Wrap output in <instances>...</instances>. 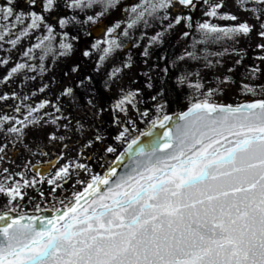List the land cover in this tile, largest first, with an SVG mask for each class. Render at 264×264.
<instances>
[{
  "label": "snow or ice",
  "instance_id": "1",
  "mask_svg": "<svg viewBox=\"0 0 264 264\" xmlns=\"http://www.w3.org/2000/svg\"><path fill=\"white\" fill-rule=\"evenodd\" d=\"M7 3L9 7L0 8V17L4 20L14 15L11 5L15 0H7ZM56 3L57 0H44L43 11L51 12ZM118 3L119 0H71L66 6L83 10L100 5L103 9L100 15H103ZM236 3L261 21L264 0H236ZM174 4L195 7L194 0H143L139 8L131 9L135 18L130 20L128 28L141 20L147 23L145 17L155 16L160 11L165 12L164 19H168L167 10ZM249 4L260 7L249 8ZM223 7V0L209 4L206 15L220 20L238 19L232 14H220ZM15 18L21 23L26 17L20 13ZM28 18L33 29L44 22V16L35 11ZM88 19L95 22L93 17ZM182 20L191 27L190 16H177L169 28L181 24ZM68 23L67 19L59 21L61 28ZM198 29L204 39L195 41L194 45L207 43L209 39L218 41L248 36L253 26L244 22L232 27H218L205 22L199 24ZM114 31L115 28L111 29L109 35ZM47 33L35 45L46 54L53 49L50 43L44 47L45 41L55 39L51 26L47 27ZM27 34V31L22 33ZM258 35L264 39V22L260 23ZM3 39L4 35L0 33V40ZM11 43L15 46L17 41ZM105 43L108 45L104 49L105 56L113 47H119L115 40ZM257 47L264 50V44ZM60 48L64 50L61 55H65L71 45L61 43ZM33 52L34 48H29L24 55L30 57ZM187 56L194 57L195 53H187ZM258 59L264 61V56ZM28 67L20 63L12 72ZM258 70L253 68L252 72ZM119 71L115 69L112 76ZM185 80L186 77L180 78L181 83ZM191 86L197 90L203 87L200 83ZM244 90L255 92L247 85ZM62 94L72 96L73 89L69 87ZM136 95V92L126 93L115 104V109L124 112L126 104L134 106ZM212 95L209 91L204 100L192 104L187 112L175 119L163 114L164 104L161 103L158 109L161 114L151 124L152 128L159 127L164 131L148 150L135 148L139 140L134 138L104 176L93 175L85 191L75 194L67 203L60 201L62 207L54 205L48 209L54 212L51 218L21 215L14 219L0 213V264H264V101L237 107L220 106L209 102ZM44 106L40 104L36 109H29V115ZM56 111L59 112V108ZM8 120L7 116L0 118V130L3 122ZM51 122L55 124L56 120ZM17 123L27 127L38 124L39 120L25 117ZM8 131L19 137L23 129L12 127ZM128 132L125 127L117 138L123 140ZM144 135L152 133L149 131ZM229 136L236 139L229 140ZM49 138L57 139L54 134ZM217 145L224 148V154ZM5 147L0 146V153ZM114 151L112 147L107 148L109 153ZM125 157L129 164L120 175L117 169ZM71 168L85 169L86 166L66 164L47 181L49 185L60 187L57 182L66 180ZM41 182L25 180L23 187ZM21 187L17 183L8 188L0 182V193L14 200L20 195Z\"/></svg>",
  "mask_w": 264,
  "mask_h": 264
},
{
  "label": "rangeland",
  "instance_id": "2",
  "mask_svg": "<svg viewBox=\"0 0 264 264\" xmlns=\"http://www.w3.org/2000/svg\"><path fill=\"white\" fill-rule=\"evenodd\" d=\"M20 1H30L32 5L38 3V0H35V4L33 0ZM57 1L51 14L63 10L79 14V26L69 30L72 31L70 37L54 41L51 45L53 51L40 56L27 58L20 52L8 49L3 53L7 63H0V118L9 117L8 121L3 122L4 133H0V146L6 145L3 154L0 153V182L8 188L17 183L22 185L20 195H23V199L17 195L12 200L0 193V212L8 209L37 211V207L40 210L52 209L54 205L62 207L60 201L67 203L85 189L91 177L98 176L115 153L145 126L143 121L149 123L161 114L158 111L161 103L164 104L165 114L205 99L207 93L212 91L213 95L208 98L210 101L236 105L251 100L248 96L251 92H245V85L253 88L258 98L264 99V61L258 59L264 56V50L257 47L264 44V39L258 35L260 23L264 22V12L260 13L261 21H257L251 11L238 7L236 0H223L224 7L219 10L220 14H232L238 19L220 20L206 15L209 4H215L218 0H207L203 14L193 16L191 27L183 20L181 24L169 28L177 16L188 17L186 13L173 11V5L167 10L168 19L156 14L145 17L147 23L141 20L128 28L130 20L135 18L131 9L139 8L143 0H137L135 4L131 3L132 0H119L115 8L103 15H100L103 11L100 5L81 10L67 7L71 0ZM247 7L260 6L249 4ZM88 17H93L95 22ZM122 18L126 20H118ZM103 21L107 24L105 30L98 37L92 36L90 27ZM205 22L218 27L247 22L253 26V31L248 36L239 35L234 39L218 41L209 39L207 43L194 45L195 41L204 39L199 36L198 25ZM113 28L130 34V46L125 48V44H122L113 47L112 52L105 56L104 49L108 47L105 42L115 40L112 33L109 35ZM186 32L191 39L184 41ZM61 43L71 45L65 55H61L64 51L60 48ZM85 52L89 55L86 56ZM190 52H194L195 56L188 57L187 53ZM206 53L207 59L204 58ZM182 56L185 59L181 60ZM11 60L16 63L26 60L29 67L17 73L10 69L7 71L5 66L11 64ZM238 60L240 63H237ZM96 66L99 69L97 80L91 78ZM32 68L37 69L33 71ZM253 68L259 70L253 73ZM115 69L120 71L113 77ZM181 77H186L183 83L180 82ZM97 81L103 84L107 82V87L100 88ZM197 83L203 86L200 90L191 86ZM81 85L86 86L87 96L75 95L71 101L73 110L69 112L67 107H62L63 99L69 96L62 93L69 87L78 90ZM129 92L138 93L134 106L126 104L124 112L115 109V104ZM38 102L45 106L29 115V109H34ZM173 106L177 107L171 109ZM17 109L26 116L20 118ZM144 112L148 115L143 116ZM25 117L28 120L35 117L39 123L27 127L17 123L25 120ZM54 119L55 124L51 122ZM12 127L22 128V135L18 137L10 133L8 130ZM125 127L129 132L123 140L118 139ZM53 134L57 139L49 138ZM108 147L115 151L107 152ZM66 164H82L86 168H71L68 178L57 182L60 187L49 185L47 181ZM45 168L48 171L38 173ZM25 180L43 182L23 187Z\"/></svg>",
  "mask_w": 264,
  "mask_h": 264
},
{
  "label": "trees",
  "instance_id": "3",
  "mask_svg": "<svg viewBox=\"0 0 264 264\" xmlns=\"http://www.w3.org/2000/svg\"><path fill=\"white\" fill-rule=\"evenodd\" d=\"M43 2L44 0H38V3L36 5H32L30 1H20V0H15V3L13 5H11L13 7L14 10V15L8 19V20H4L2 17H0V33H2L4 35V39L0 40V63H4V57H3V53L8 50V49H13L15 53L20 52L21 54H24L29 48H34V52L30 54V57H34L36 55L40 56V55H44L46 54L44 51H42V49L40 48H35V45L40 41V39L44 36H46L47 33V27L51 26L54 29V37L55 39L52 40L51 42L45 41L44 47H47L50 43V45H52V43L56 40L59 41L60 40H67L72 31L71 28L73 26H75V28L77 26H79V14L73 12V11H59L55 14H51V12H44L43 11ZM58 4V1L56 3V6ZM10 5L7 3V0H0V8H6L9 7ZM35 11L37 14L39 15H43L44 16V22L41 23L39 25L38 28H31V20L29 17V14L31 12ZM20 13H23L25 15V19L23 20V22L21 23H17L16 22V16L19 15ZM61 19H67L69 21L68 25L64 28L60 27L59 21ZM192 23V22H191ZM193 24V23H192ZM73 29V28H72ZM25 31H27V35H22V33H24ZM193 30L190 31V34ZM189 32V31H188ZM187 33V32H186ZM189 33H187L185 40L187 41L189 39L188 37ZM199 36H202L201 34ZM66 37V39H65ZM191 39V37H190ZM189 39V40H190ZM194 39V38H193ZM16 40L17 43L15 46H13V44L11 43V41ZM29 58V57H27ZM35 60V59H33ZM32 60V61H33ZM20 63H27L26 60L24 61H20L18 63H16V61H12L11 60V64L5 66V70H12L14 67H16L18 64ZM37 63L34 62V65ZM27 69V68H26ZM37 69V68H35ZM25 70V69H22ZM98 66L95 67V70H93L91 72V74H93L91 76V78L97 80V71H98ZM97 85H99L100 88H103L106 85V82L103 83H98L97 81ZM72 88V87H71ZM73 89V95L69 96L66 99H63L62 101V107L63 108H68L69 112H72L73 107L71 105V101L73 100V98L75 97V95H81L83 98L84 96H87L86 94V86L81 85L80 88L78 90H74ZM250 97V99H255L258 98L256 96V94H250L248 95ZM40 104H44L41 102H38L37 105H34V109H36ZM175 107L177 106H173L171 107V109H175ZM2 110V109H1ZM22 112H18L17 114H19L20 118H23L26 115H21ZM156 115V114H155ZM19 119V118H18ZM143 125L148 122H142ZM72 127V126H70ZM72 131V130H71ZM74 131V129H73ZM3 132V129L0 130V133ZM4 133V132H3ZM66 139V138H64ZM7 141H10L8 138L6 139ZM3 153H1L2 155Z\"/></svg>",
  "mask_w": 264,
  "mask_h": 264
},
{
  "label": "water",
  "instance_id": "4",
  "mask_svg": "<svg viewBox=\"0 0 264 264\" xmlns=\"http://www.w3.org/2000/svg\"><path fill=\"white\" fill-rule=\"evenodd\" d=\"M104 31V23L103 22H98L94 25H92L90 27V34L94 37H98L99 35L102 34V32ZM204 100V99H201ZM201 100H197L194 101L193 103H191L190 105H188L187 107H185L182 110H174L168 113H165L166 115L172 116L173 119H175L176 117H178L179 115H181L184 112H187L189 110V108L191 107L192 104L197 103ZM259 101H264V99L262 98H255V99H251L249 101L243 102V103H239L236 105H230V104H224V103H219V102H214V101H210V103H215L216 105H220V106H232V107H237L241 104H249V103H256ZM157 118V117H156ZM154 118V119H156ZM152 119V120H154ZM152 120L145 125L138 133H136L134 136H132L116 153L115 155L112 157V159L109 161V163L107 164V166L103 169V171L98 175V176H104L111 167L116 165V162L118 160L119 157H121L123 155V153L125 152V150L127 149V146L129 143H131V141L136 138L139 140V144L134 146L135 148H139V147H144L146 150H148V146L152 144L153 140L156 137H159L162 132L164 131L163 129L156 127V128H152ZM151 132L152 135H144V133L146 132ZM232 139H236L235 137H231L229 136V140ZM223 144H227L229 147L231 146L230 144H228L227 141H222ZM218 148H220L221 150V154H224V148L221 147L220 145H217ZM163 154V153H161ZM129 164V160L127 157L124 158L123 163L119 166V168L117 169V173L122 175L125 173L127 165ZM48 171V168H45L43 170H39L38 173H44ZM159 174V173H158ZM104 186H101V189H103ZM86 189V188H85ZM85 189H83L81 192L85 191ZM89 199H92V197H89ZM81 205H84V201L81 200ZM78 211H81V209H78ZM0 213L6 214V215H11L14 219L19 218L21 215L23 216H29V217H46V218H51L54 215V212L52 211H48V208L46 209H42L39 211H22V212H18L12 209H8V210H4L1 211Z\"/></svg>",
  "mask_w": 264,
  "mask_h": 264
},
{
  "label": "flooded vegetation",
  "instance_id": "5",
  "mask_svg": "<svg viewBox=\"0 0 264 264\" xmlns=\"http://www.w3.org/2000/svg\"><path fill=\"white\" fill-rule=\"evenodd\" d=\"M137 0H132L131 3L132 4H135ZM194 4H195V7L194 8H186L184 6H181L179 4H174V7L172 8L173 11L175 12H180V14L182 13H186L188 14V16L191 17V21L193 20V16L196 15H200V14H203L204 12V9H205V0H194ZM131 5L127 6V9H129L128 7H130ZM157 14H162L163 16H165V12L163 11H160L158 12ZM167 15H168V11H167ZM114 20V19H112ZM120 21H125L123 18L122 19H118ZM183 21V20H182ZM104 30L106 28V22H104ZM193 23V21H192ZM182 30V29H180ZM115 41L119 44V46H121L122 44H125V48H128L130 46V43H129V37H130V34L127 33V35L124 34V32H121L120 30L119 31H114V32H111Z\"/></svg>",
  "mask_w": 264,
  "mask_h": 264
}]
</instances>
